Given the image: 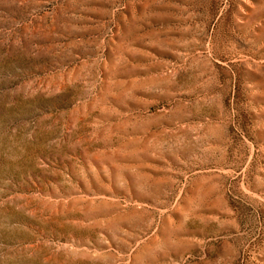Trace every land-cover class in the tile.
I'll return each instance as SVG.
<instances>
[{
	"label": "rangeland",
	"instance_id": "rangeland-1",
	"mask_svg": "<svg viewBox=\"0 0 264 264\" xmlns=\"http://www.w3.org/2000/svg\"><path fill=\"white\" fill-rule=\"evenodd\" d=\"M0 264H264V0H0Z\"/></svg>",
	"mask_w": 264,
	"mask_h": 264
}]
</instances>
